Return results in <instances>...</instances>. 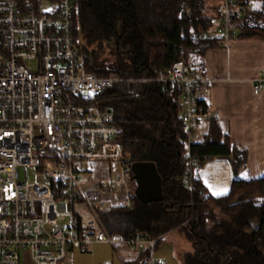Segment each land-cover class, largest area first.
<instances>
[{"label":"built area","instance_id":"2783aa9c","mask_svg":"<svg viewBox=\"0 0 264 264\" xmlns=\"http://www.w3.org/2000/svg\"><path fill=\"white\" fill-rule=\"evenodd\" d=\"M55 1L0 0V264H67L75 249L90 253L96 244L125 246L146 254L148 264H167L154 258L159 239H125L100 221L112 209H132L136 197L114 111L97 105L125 80L86 71L73 32L78 0ZM210 4L204 16L228 48L238 36L231 23L255 3ZM152 81L169 94L181 91L182 183L192 191L201 162L193 148L204 139L203 124L217 119L202 104L209 93L206 70L191 56ZM256 83L257 96L264 75ZM105 168L109 175L102 177Z\"/></svg>","mask_w":264,"mask_h":264},{"label":"trees","instance_id":"16d2710c","mask_svg":"<svg viewBox=\"0 0 264 264\" xmlns=\"http://www.w3.org/2000/svg\"><path fill=\"white\" fill-rule=\"evenodd\" d=\"M211 1L78 0L73 32L86 71L125 80L108 89L97 105L114 111L129 164L154 163L164 192L163 202L146 205L133 197L132 209H112L100 221L110 234L125 239L149 234L158 244L179 229L193 247L181 264H264V178L234 181L220 197L211 195L199 176L194 189H186L181 91L169 94L152 81L191 56L205 68L207 52L222 48L223 38L204 16ZM243 1L255 6L231 23L237 40L264 41V0ZM193 153L200 169L216 159L231 160L234 170L248 165V150L233 143L217 119Z\"/></svg>","mask_w":264,"mask_h":264},{"label":"crops","instance_id":"0c3cea01","mask_svg":"<svg viewBox=\"0 0 264 264\" xmlns=\"http://www.w3.org/2000/svg\"><path fill=\"white\" fill-rule=\"evenodd\" d=\"M43 1L50 5L56 2ZM204 67L209 80L205 101L211 113L229 132L232 142L247 149L249 154L245 169L234 170L231 160H215V192L227 189L225 194L215 195L220 197L229 192L234 181L264 178V85L259 95L254 93L256 79L264 75V41L236 40L228 48L208 51ZM208 130L209 124H203L204 136ZM199 177L205 184L201 173ZM209 192L211 194L210 189ZM179 231H171L160 243ZM108 247L96 244L90 253H85L91 254L90 264H148V256L137 250L125 246L110 250ZM83 254L75 249L67 264H75L76 258H83ZM162 259L159 254L158 260Z\"/></svg>","mask_w":264,"mask_h":264},{"label":"rangeland","instance_id":"374dc122","mask_svg":"<svg viewBox=\"0 0 264 264\" xmlns=\"http://www.w3.org/2000/svg\"><path fill=\"white\" fill-rule=\"evenodd\" d=\"M210 5L212 4H209V6ZM107 54L108 52H106V55ZM103 172L104 173L102 177H107L109 175V171L107 168H105ZM200 173H201V177L204 178L205 184L210 189L211 194L215 196L213 194V193H217L215 192V160L207 162L205 167L199 170V175ZM30 176H31V181H38L35 173H31ZM220 193H223V192H220ZM108 248L110 250L113 249L111 246H109ZM191 253H193V247H192L191 242L188 240L185 233L179 231V232L174 233V235H170L169 237L165 238L159 244L158 250L156 251L154 258L155 260H158V255L160 254L163 257L162 260H164L168 264H181V258L184 255L191 254ZM90 255L91 254L84 253L83 258H80V259L76 258L75 264H90L92 261Z\"/></svg>","mask_w":264,"mask_h":264},{"label":"water","instance_id":"95a60500","mask_svg":"<svg viewBox=\"0 0 264 264\" xmlns=\"http://www.w3.org/2000/svg\"><path fill=\"white\" fill-rule=\"evenodd\" d=\"M137 183L135 196L141 204L164 201L162 178L154 163H134L131 166Z\"/></svg>","mask_w":264,"mask_h":264},{"label":"snow or ice","instance_id":"6c2138e0","mask_svg":"<svg viewBox=\"0 0 264 264\" xmlns=\"http://www.w3.org/2000/svg\"><path fill=\"white\" fill-rule=\"evenodd\" d=\"M227 192V189L223 190V193H213L214 195H220V194H225Z\"/></svg>","mask_w":264,"mask_h":264}]
</instances>
